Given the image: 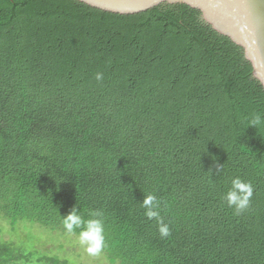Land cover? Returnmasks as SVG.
<instances>
[{"label": "trees", "instance_id": "obj_1", "mask_svg": "<svg viewBox=\"0 0 264 264\" xmlns=\"http://www.w3.org/2000/svg\"><path fill=\"white\" fill-rule=\"evenodd\" d=\"M256 115L263 94L192 21L0 0V222L12 229L79 237L63 222L76 208L101 221L110 264H264ZM235 178L253 188L239 214L224 199Z\"/></svg>", "mask_w": 264, "mask_h": 264}, {"label": "water", "instance_id": "obj_2", "mask_svg": "<svg viewBox=\"0 0 264 264\" xmlns=\"http://www.w3.org/2000/svg\"><path fill=\"white\" fill-rule=\"evenodd\" d=\"M114 20L155 14L194 22L264 96V0H60Z\"/></svg>", "mask_w": 264, "mask_h": 264}, {"label": "rangeland", "instance_id": "obj_3", "mask_svg": "<svg viewBox=\"0 0 264 264\" xmlns=\"http://www.w3.org/2000/svg\"><path fill=\"white\" fill-rule=\"evenodd\" d=\"M0 264H110L100 252L91 255L79 237L61 231L0 222Z\"/></svg>", "mask_w": 264, "mask_h": 264}, {"label": "clouds", "instance_id": "obj_4", "mask_svg": "<svg viewBox=\"0 0 264 264\" xmlns=\"http://www.w3.org/2000/svg\"><path fill=\"white\" fill-rule=\"evenodd\" d=\"M97 79H101L100 74L97 75ZM264 124V118L260 115H256L251 121V125L256 127ZM221 166L217 164L219 170ZM253 195V188L250 183L244 182L240 178H235L232 181V187L225 195L224 199L229 207H234L237 214L247 209L250 205V198ZM155 196H145L143 205L147 209L146 215L149 219L157 217L159 213L153 210ZM97 215H99L97 213ZM64 227L68 232H72L74 228L83 227V230L79 233V242L81 245L86 246V251L91 255L98 254L104 246L103 226L100 220L92 219L88 221H82L81 217L77 215L76 208H73L66 217H63ZM159 232L161 236L169 235V228L167 225L160 221Z\"/></svg>", "mask_w": 264, "mask_h": 264}]
</instances>
